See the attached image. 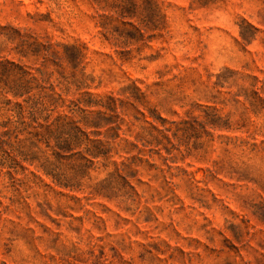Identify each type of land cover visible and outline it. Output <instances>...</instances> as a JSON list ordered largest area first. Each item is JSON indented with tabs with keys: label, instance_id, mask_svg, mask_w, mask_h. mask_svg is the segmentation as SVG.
<instances>
[{
	"label": "rangeland",
	"instance_id": "obj_1",
	"mask_svg": "<svg viewBox=\"0 0 264 264\" xmlns=\"http://www.w3.org/2000/svg\"><path fill=\"white\" fill-rule=\"evenodd\" d=\"M0 264H264V0H0Z\"/></svg>",
	"mask_w": 264,
	"mask_h": 264
}]
</instances>
